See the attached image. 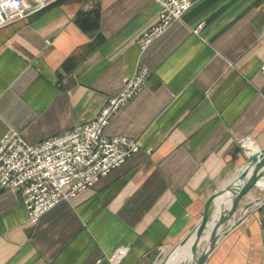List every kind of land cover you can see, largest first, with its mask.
I'll return each mask as SVG.
<instances>
[{"label": "crops", "instance_id": "0c3cea01", "mask_svg": "<svg viewBox=\"0 0 264 264\" xmlns=\"http://www.w3.org/2000/svg\"><path fill=\"white\" fill-rule=\"evenodd\" d=\"M159 2L61 0L0 29V141L16 131L38 144L87 124L140 67L153 74L106 129L140 143L123 166L37 225L22 195L0 192V264H111L123 245L119 264L166 256L207 198L264 149V0H192L142 51ZM206 264H264V202Z\"/></svg>", "mask_w": 264, "mask_h": 264}, {"label": "built area", "instance_id": "2783aa9c", "mask_svg": "<svg viewBox=\"0 0 264 264\" xmlns=\"http://www.w3.org/2000/svg\"><path fill=\"white\" fill-rule=\"evenodd\" d=\"M61 0H0V29L36 15ZM160 21L138 44L146 51L193 6L192 0H160ZM199 33V29L196 30ZM149 68L140 67L127 79L119 95L110 99L97 118L87 124L50 137L38 144L29 143L16 131L0 141V192L10 189L22 195L29 221L37 225L47 212L62 201H71L103 177L123 166L140 152L137 139L109 136L106 129L113 117L138 95L151 77ZM256 142L248 137L243 148ZM130 251L123 245L110 258L119 264Z\"/></svg>", "mask_w": 264, "mask_h": 264}, {"label": "water", "instance_id": "95a60500", "mask_svg": "<svg viewBox=\"0 0 264 264\" xmlns=\"http://www.w3.org/2000/svg\"><path fill=\"white\" fill-rule=\"evenodd\" d=\"M262 180H264V149H259L249 157L247 164L233 176L231 181L216 189L207 198L202 218L197 226L166 256L163 255L164 249L148 255L147 264H170L175 254L190 242V256L183 264H206L220 238L240 225L252 208L264 202V197H260L244 205L254 190L262 189L260 187ZM208 233V241L205 242Z\"/></svg>", "mask_w": 264, "mask_h": 264}, {"label": "bare ground", "instance_id": "6f19581e", "mask_svg": "<svg viewBox=\"0 0 264 264\" xmlns=\"http://www.w3.org/2000/svg\"><path fill=\"white\" fill-rule=\"evenodd\" d=\"M260 187L262 189H264V180H262L260 182ZM208 237H209V233L207 234V236L205 238V242L208 241ZM190 252H191V242L175 254V256H174V258L170 264H183V263H185V261L188 260V258L190 256Z\"/></svg>", "mask_w": 264, "mask_h": 264}, {"label": "rangeland", "instance_id": "374dc122", "mask_svg": "<svg viewBox=\"0 0 264 264\" xmlns=\"http://www.w3.org/2000/svg\"><path fill=\"white\" fill-rule=\"evenodd\" d=\"M256 192H259V193H263L264 194V190H262V189H256V190H254L252 193H256ZM252 195V194H251Z\"/></svg>", "mask_w": 264, "mask_h": 264}]
</instances>
